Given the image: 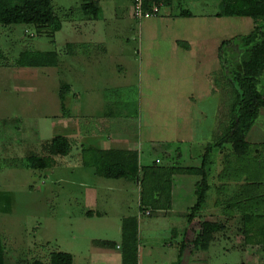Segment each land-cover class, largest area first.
Masks as SVG:
<instances>
[{
    "label": "rangeland",
    "instance_id": "1",
    "mask_svg": "<svg viewBox=\"0 0 264 264\" xmlns=\"http://www.w3.org/2000/svg\"><path fill=\"white\" fill-rule=\"evenodd\" d=\"M218 1L175 0L161 10L160 19L136 22L131 0H100L97 19L84 18L83 0H51L62 24L53 43L43 29L0 27V234L6 264H49L50 254L59 252L72 255L73 264H88L93 240L108 241L110 250L116 251L120 220L138 217L139 185L105 180L93 169L80 167L81 145L92 142L77 140L78 122L96 126L97 119H111L127 143L136 151L142 148V165L158 160L160 168L172 163L200 166L205 145L219 137L229 119L232 87L220 72L219 47L248 34L254 26L249 18H215ZM183 8L193 17L179 16ZM170 12L176 17L169 19ZM83 18L90 23L88 29L95 28L92 53L104 52V60L73 59L86 52L74 42L90 41L83 33L78 37ZM175 38L180 40L179 47L189 42L194 49L182 52L179 59L170 55ZM24 50H54L58 66L19 68L15 61ZM260 81L259 90L264 93V78ZM65 84L70 88L67 92ZM60 91L65 93L63 104ZM56 136L74 139L65 158L50 152ZM246 140L258 147L250 163L251 175L257 174L254 179H247L248 172L240 175L234 170L237 162L229 158V145L209 156L211 190L201 219L193 221L187 235L188 264H264V244H246L242 222L245 212L264 215V204L259 202L264 203V109ZM167 144L171 162L166 160L168 150L163 152ZM154 145L162 151L152 150ZM31 157L50 158L53 164L45 171L32 170L25 163ZM185 179V185L176 184L168 216L152 210L150 218H139L142 253H150L151 247L155 252L151 257L142 255L140 264H174L176 249L166 245L173 242L168 229L175 227L178 241L186 237L182 236V215L194 205L193 189L199 180L196 176ZM235 196L237 201L232 200ZM89 212L103 216L87 217ZM203 220L224 227L207 251L190 243Z\"/></svg>",
    "mask_w": 264,
    "mask_h": 264
},
{
    "label": "trees",
    "instance_id": "2",
    "mask_svg": "<svg viewBox=\"0 0 264 264\" xmlns=\"http://www.w3.org/2000/svg\"><path fill=\"white\" fill-rule=\"evenodd\" d=\"M161 1L164 7H170L175 3V0ZM81 7L84 17H94L97 11V4L93 0H83ZM179 16L191 18L192 13L183 8L179 11ZM214 17L249 18L253 21L254 26L248 34L222 42L219 47L220 72L224 79H227L228 85L232 87L230 90L232 95L229 101V119L219 137L205 145L200 166L197 168H182L180 166L160 168L154 162L149 166L142 167L139 165L137 152L102 151L93 148L81 151L82 166L92 168L98 176L106 179H126L137 182L140 187V202L145 207L150 206L151 211L154 212L158 203L161 202L160 200H163L167 186H170L172 175L198 177L199 180L194 187L195 202L189 208L187 215L188 223L201 219V214L207 206L211 190L209 176L213 165L209 156L214 150L229 145L231 151L229 158L232 157L234 162H237V168L234 166V170L240 175L248 172L249 174L245 175L247 179H254L253 176H257V174L251 175L254 169L250 163L255 158L251 155L256 152L258 147L250 144L246 140V136L257 120L260 110L264 109V93L259 90L260 80L262 77L264 78V23H262L264 22V0H219ZM19 25L36 31L41 29H43L41 31H47L52 43L54 42V34L62 28L60 19L54 14L51 0H0V27L7 28ZM182 46L186 47L184 44ZM0 58H2L1 53ZM58 60V54L54 50L46 52L24 50L19 53L15 63L19 68H56L59 63ZM68 88V85H63L64 91L67 92ZM64 91L59 92V99L62 104L65 100V93H62ZM50 152L60 157L69 155L71 144L68 138L64 136L54 137L51 140ZM25 163L32 170L45 171L52 166L53 160L45 157H31ZM228 166L231 167L232 164ZM228 172L229 169H226V176L229 175ZM143 188L147 191L146 200L142 196ZM252 190L255 191L254 188ZM232 200L237 201L238 199L235 196ZM259 202L264 204L262 201ZM231 207L232 209L235 208L234 205ZM242 222L245 243L263 245L264 215L254 214L250 211L245 212L242 216ZM199 228V232L195 234L190 243L194 248L202 251H207L215 235L224 231L221 223L206 220L200 222ZM121 236V264H138L136 218L123 220ZM184 248L183 242L178 247V258H180ZM0 264H6L5 246L1 234ZM31 264L43 263L35 261ZM49 264H73V257L62 252L52 253L49 256Z\"/></svg>",
    "mask_w": 264,
    "mask_h": 264
},
{
    "label": "crops",
    "instance_id": "3",
    "mask_svg": "<svg viewBox=\"0 0 264 264\" xmlns=\"http://www.w3.org/2000/svg\"><path fill=\"white\" fill-rule=\"evenodd\" d=\"M93 1H95L96 3L100 2V0H93ZM174 15L175 14H172V12H170L169 15H168L169 19H171V17L174 16ZM174 17H176V16H174ZM84 18L82 19V22H84V25H83L84 27H82V28H84V29L79 28L78 37L80 38V35L83 33L84 36H86L87 38L89 37L90 41H88V39L85 38V40H82L80 42H74L76 45L81 47V50L86 49V52L85 53L83 52L84 55L83 54L82 55H77V54L73 55V59L75 61H77V62L79 60H80V62H90L91 60H95V61L104 60L105 59V55H103L104 52L99 51L100 53H102L101 55L98 54V53H92V51H94V49H92L90 47V42H92V35L95 32V28L93 27L91 30L88 29L87 25L90 24V23H88L87 22L88 20H85ZM94 18L97 19L98 16L95 14ZM158 18L160 19L161 16H159ZM158 18H156V19H158ZM182 18H185V17H182ZM92 31H94V32H92ZM179 41H180L179 38H175L173 40L174 45L172 47H170L171 49L169 50L170 55H172V56L176 55V57L178 59H179V54H181L182 52H183V54L184 53L185 54H189L191 52V49H194V47H195V46H193L195 44H192V43L188 42V44L185 43L187 48L186 47L181 48L178 45ZM117 58H119L118 61H122L123 60L122 56L121 57L119 56ZM71 92H72V90H71ZM74 97H75V94H74ZM87 106L92 108V105H91L90 102L88 103ZM76 109H78L77 106H76ZM86 109H87V107H86ZM91 110H89V111H91ZM78 111H80V110H78ZM89 115H91L90 112H89ZM103 117H105V116L103 115ZM106 121L103 122L102 119H97V121H95V123L97 124L96 125L97 127L94 125V122H93V124L91 122L90 123L86 122L85 125H80V123L77 121L78 122L77 123V129H78L77 131L79 132V134L77 136V140L79 139L80 142L81 141L83 142V140H89V141L92 142V143H89V144H86V145H83V146L81 145V148H80V151H79V164H81V151L83 149H88V148H93V149L102 150V151L118 150V151H126V152H137L138 153V162H139V165L142 166V167L143 166H149V165L153 164L154 162L155 163H159L158 160H155L154 162H152L149 165H142V161H141L142 160L141 156H143L142 155V151H143L142 148L138 149V151H136V148L134 147V145H132V143H127L126 141H128V142H130V141L127 138H125L121 133H119L118 129H116L115 126L111 125L112 124V120L111 119L110 120L107 119ZM100 122L103 123L102 127H100L101 126ZM68 140H69L70 144L72 145V142L74 141V139L68 138ZM170 148H171V146H169V144H167L166 147H165V150H163V152L165 153L166 150H168L167 153L169 154ZM152 150L162 151L160 149V146H158V145H154ZM139 151H140V153H139ZM170 152H171V150H170ZM167 153H165V155H167V159L166 160L170 161L169 158L171 156H170V154L168 155ZM67 156H65V157H67ZM144 158L145 159L147 158V153L145 154ZM173 164H175V163H172L170 165H165V167L167 166V167H170V168H174L175 166H173ZM68 167L71 168L70 165ZM80 167H83L82 164L80 165ZM187 167L197 168V166H189V165L188 166H182V168H187ZM177 176H179L178 178H181V179H178V181H176L177 180L176 179ZM185 176L186 175H177L176 174V175H172L170 177L171 178L170 179V186L169 185L167 186L166 194L164 195L163 200H160L161 202L158 203V205L156 206L157 209L155 210V212L159 213L160 216L166 217V216L169 215V212L173 208V201H174V197H175V189L177 187L176 184H179V187H181L182 185H185L186 182H187V179H185ZM98 177H100V176H98ZM100 178L105 179V180H116V181L125 180L127 182H131V183L139 185L137 182H132V181H129V180H126V179H106V178H103V177H100ZM108 191H112V189H109ZM166 196H167V199H165ZM150 211H151L150 206H149V209H147V207L143 206L142 203L139 201V214H138V217L137 216L123 217L120 220V237H121V240H122L121 234H122V222H123V220L127 219V218H136L137 219V230H138V234H139V228H140L139 218L141 216L150 218L151 215H152V212H150ZM187 215H188V212L186 214L182 215V220L184 221V223H182V226H183L182 236H183V233H185V235H186L185 238H181L180 241H178L177 239L179 238L180 235L177 233L175 227H171V228L168 229V232L170 234H172L171 239H173L172 240L173 242L167 243L166 245L169 248H172L174 246V248L176 249L175 250L176 260L174 261V264H176V263L177 264H188V260H189L188 258L190 256V254H189V251H187V235H188L189 232H191V230H190L191 227L190 226L192 224H194V222L188 223ZM102 216L103 215L100 212H94V213H90L89 212L87 214V217H91V218H93V217H102ZM121 242L122 241H120V243L116 244V245L114 244L116 251H112V250H110L111 249L110 248L111 244L108 243V241L93 240L91 242L92 249L90 251V256H89L90 260H89L88 264H121V259H122V256H121ZM183 242L185 244V248H184L183 252L181 253L180 258H178L177 257L178 247H180ZM143 251H145V249H143ZM143 251H142V248L139 245V235H138V253H137V255H138V264H140V260L142 259V255L144 256V254H145L147 257H151V256H154V254H155L154 249L152 247L150 248V253H148V254L142 253Z\"/></svg>",
    "mask_w": 264,
    "mask_h": 264
},
{
    "label": "built area",
    "instance_id": "4",
    "mask_svg": "<svg viewBox=\"0 0 264 264\" xmlns=\"http://www.w3.org/2000/svg\"><path fill=\"white\" fill-rule=\"evenodd\" d=\"M131 13L136 22L156 19L164 4L161 0H131Z\"/></svg>",
    "mask_w": 264,
    "mask_h": 264
}]
</instances>
